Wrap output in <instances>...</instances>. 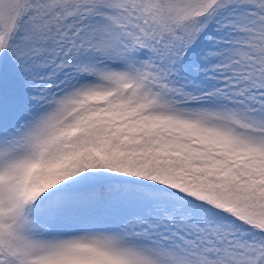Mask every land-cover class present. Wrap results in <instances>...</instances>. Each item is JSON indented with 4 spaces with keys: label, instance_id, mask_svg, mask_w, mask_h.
Here are the masks:
<instances>
[{
    "label": "snow or ice",
    "instance_id": "snow-or-ice-1",
    "mask_svg": "<svg viewBox=\"0 0 264 264\" xmlns=\"http://www.w3.org/2000/svg\"><path fill=\"white\" fill-rule=\"evenodd\" d=\"M0 264H264V0H0Z\"/></svg>",
    "mask_w": 264,
    "mask_h": 264
}]
</instances>
